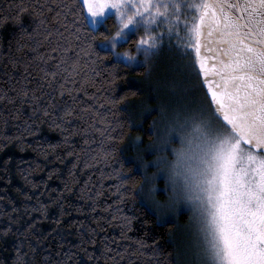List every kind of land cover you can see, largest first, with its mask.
<instances>
[{"label": "snow or ice", "instance_id": "1", "mask_svg": "<svg viewBox=\"0 0 264 264\" xmlns=\"http://www.w3.org/2000/svg\"><path fill=\"white\" fill-rule=\"evenodd\" d=\"M9 6L13 16L0 15V24L10 18L19 24L22 16L30 13L32 28L29 32L20 27L15 41V52L20 56L12 55L11 46L8 53L4 54L9 57L8 62L13 69L20 65L23 72L17 81L20 87L10 89L16 95L7 96L5 93L0 95V100L7 99L11 104L18 98L21 105L27 102L31 111V115L24 118L23 128L17 126L20 134H0L3 141L8 143L13 140L21 145L26 143L23 134L34 135L32 124L41 115L49 119L52 127L68 133L64 136L63 143L69 144V135L77 134V128L71 121L65 120V117L76 115L74 105L82 101L72 93L84 90L89 77L85 73L79 88L66 87L69 83L75 85L76 81L71 77L80 68L79 52L75 53V59L71 53L78 48L86 56L100 58V52L93 47V42L97 35L95 26L98 18L104 16L106 9H111L114 13L117 30L111 40L103 42L111 45L112 50L104 52L105 56L118 55L115 49L118 40L122 38L117 37H122L130 26L134 35H140L134 41V53L138 54L135 64L145 67L146 71L151 58L158 55L165 37L170 39L174 33L182 44V54L190 58L189 49L195 51L192 70L199 66L197 76L204 78L202 87L207 88L205 106L196 109L204 115L208 128L202 139L197 137L193 149L197 154L199 167L193 179V195L190 199L194 203L188 215L197 236L194 252L196 264H264V0H61L57 4V9L60 10L53 9L48 0H9ZM53 11V24L58 23L64 27L67 36L59 27H49L47 14ZM69 17L74 19L69 20ZM181 26L184 30L182 36ZM73 28L75 31L71 30ZM45 43L51 45L50 53L62 52L64 55L57 58L49 54L45 58L43 53L38 52ZM29 52L36 55L29 56ZM34 60L40 61L37 68L43 74L41 79L47 80L49 87L57 85L53 93L58 90L63 97L67 92L72 104L64 102L62 108H57L49 98L41 105L40 98L34 94L36 89L31 90L33 95L29 97V89L25 85L30 82L29 68ZM50 60L55 63L49 65ZM91 64V67L88 64L84 67L99 76L95 60ZM124 66L131 65L125 61ZM49 77L52 79H48ZM9 79H12L10 75ZM38 87L43 89L44 85L40 84ZM84 94L89 96L87 91ZM42 95L50 97L52 94L42 92ZM208 96L211 97V103H208ZM108 102L113 106L118 103L114 97H109ZM21 116L22 109L17 106L14 118L20 119ZM69 127H72L71 133ZM91 127L94 128V125ZM95 130L101 136L107 132L105 138L109 141L118 138L112 135L115 128L111 132L107 128ZM84 143H88L87 139ZM4 146L0 143V150ZM37 147H40L39 142ZM49 147L55 148L56 145ZM110 147L111 145L101 144L105 151ZM73 154L71 150L67 153L69 156ZM152 155L149 150L148 155L142 157L147 160V164L143 165L145 172L153 167L150 158ZM72 167L75 168L76 164L73 163ZM71 174L70 171L69 175ZM117 179L121 186L128 184L127 177ZM143 179L140 174L141 182ZM149 207L152 208L150 205ZM155 213L157 219L164 224H171L178 216L175 213L161 219L160 214ZM132 219L134 217H123L122 226L130 230ZM56 223L59 224L60 221L57 220ZM9 230L5 228L3 231L6 234ZM93 232L94 230L89 229V237H81L80 243L75 245L83 254V264H98L100 259L94 249L89 251V246L96 243ZM121 235L125 233L122 232ZM135 243L138 247L133 252L143 255L141 250L146 247L144 242L138 240ZM29 247L33 253L37 251L35 247ZM158 251V246L153 247L152 256H156ZM110 252L115 255H108ZM16 253L14 264H25L19 245ZM127 253L128 247L117 251L109 244H104L101 249V255L107 256L113 264H122ZM66 256L70 262L72 256ZM117 256L120 257L119 260L116 259ZM42 261L43 264H48L49 261L51 264H66L65 260L56 261L50 256L43 257Z\"/></svg>", "mask_w": 264, "mask_h": 264}, {"label": "trees", "instance_id": "2", "mask_svg": "<svg viewBox=\"0 0 264 264\" xmlns=\"http://www.w3.org/2000/svg\"><path fill=\"white\" fill-rule=\"evenodd\" d=\"M48 2L53 9L60 10L57 4L61 0ZM0 15L13 16L9 0H0ZM54 15L55 11L47 14L49 27H59L67 36L64 27L53 24ZM20 27L31 31L30 13H25L19 24L11 18L0 24V95L7 93V96H15L16 93L10 89L20 87L17 81L23 68L17 65L13 69L8 62L9 57L4 55L11 46L12 55L20 56L15 52ZM71 30L75 31L74 28ZM116 30L117 21L113 15L95 26L97 35L93 47L100 52L99 59L84 55L78 48L71 53L75 59V53L79 52L80 68L71 77L76 81L75 85L69 83L66 87L79 88L85 73L89 77L84 90L72 93L82 101L74 105L76 115L65 117L77 128L76 135H69L71 148L62 142L68 133L52 127L49 119L42 115L32 124L34 135L23 134L26 143L22 145L15 140L11 143L3 141L0 135V143L5 145L0 150V264H14L18 245L24 254L25 264H43L42 258L45 256L56 261L65 260L66 264H83V254L75 245L80 243L81 237H89V229L94 230L96 239L95 245L89 246V251L94 249L100 255L98 264H113L107 256L101 255L104 244H109L117 251L128 247L122 264H129V260L131 264H155L157 261L159 264H182L180 254L183 246L177 242V233L181 226L186 225L187 215L181 213L179 220L171 224L161 223L152 208L139 196L137 185L141 183V163L134 149L138 144L144 146L151 142L152 116L146 109L152 104L145 98V67L139 64L125 67V61L119 55H104V52L112 51L109 45L103 43L105 35L110 37ZM139 38L134 32L128 34L124 41L117 42L115 52L126 49L134 53V41ZM50 48L51 45L45 43L38 52L43 53L45 58L49 54L57 58L64 55L62 52L50 53ZM28 55L36 54L29 52ZM92 60H95L99 76L84 67L85 64L91 67ZM54 63V60L49 61V65ZM153 63H149L147 68ZM39 64V60H34L29 68L30 82L25 85L29 89V97L33 95L31 90L36 89L34 94L40 98L41 105L49 98L57 108H62L64 102L72 104L67 92L61 97L58 90L53 93V89H57L56 84L49 87L47 80L41 79L43 74L38 71ZM40 84L44 85L43 89L38 87ZM84 91L89 96H85ZM42 92L52 95L44 96ZM109 97H114L118 103L113 106L108 102ZM17 106L22 109L20 119L14 118ZM30 115L27 102L21 105L18 98L11 104L7 99L0 100V134H20L17 126L23 128L24 118ZM105 128L109 132L115 128L112 135L118 138L109 141L105 138L107 132L101 136L95 130ZM71 132L72 127H69ZM85 139L87 144L84 143ZM37 142L40 147H37ZM102 143L111 147L105 151L101 148ZM70 150L74 152L72 156L67 155ZM73 163L76 164L75 168L72 167ZM117 177H127L128 184L121 186ZM123 217H134L130 230L122 226ZM5 228L10 229L6 234L3 231ZM122 232L125 235L122 236ZM138 240H142L146 246L141 250L143 255L133 252L138 247L135 243ZM30 245L37 249L35 253L31 251ZM156 246L159 251L156 256H152V248ZM66 254L72 256L70 262ZM108 255L114 256L115 253L110 252Z\"/></svg>", "mask_w": 264, "mask_h": 264}, {"label": "clouds", "instance_id": "3", "mask_svg": "<svg viewBox=\"0 0 264 264\" xmlns=\"http://www.w3.org/2000/svg\"><path fill=\"white\" fill-rule=\"evenodd\" d=\"M104 39L111 40L112 37ZM118 55L121 60L134 65L138 54L125 49ZM158 114L149 148L153 153V167L145 172L143 156L141 157L140 171L144 179L137 187L140 198L154 212H158L161 219H166L180 210L189 212L193 207L194 201L190 197L193 195L194 175L199 167V160L193 149L197 137L202 139L208 128L204 115L194 107H169L160 104ZM161 180L162 184L159 183ZM161 188L164 191L163 197L157 195Z\"/></svg>", "mask_w": 264, "mask_h": 264}, {"label": "rangeland", "instance_id": "4", "mask_svg": "<svg viewBox=\"0 0 264 264\" xmlns=\"http://www.w3.org/2000/svg\"><path fill=\"white\" fill-rule=\"evenodd\" d=\"M110 15L114 16V13L111 9H106L104 16L98 18L97 25ZM183 31L181 26V36L183 35ZM132 32L134 31L130 26L129 29L125 30L122 36L123 38L118 41H124L127 35ZM181 47L182 44L174 33L170 39L165 37L162 46L159 48L158 55L153 56L149 61V63H154L152 65L150 64L146 72L143 87L146 94V101L148 100L152 104L150 108L148 107L146 109L148 114L152 116V120L150 121L152 134L155 122L159 116L158 105L165 104L169 107L186 108L205 106V92L202 88L200 77L198 78L197 76L196 68L194 71L192 70V64L194 63L193 49H189L191 52V57L189 58V56L182 54ZM150 144L151 142L144 146L138 144V147L134 149L137 157H140V163L141 157L148 155ZM143 164H147V160H143ZM148 170H151V168ZM159 183L162 184L163 181L161 180ZM157 195L164 196L162 188L157 191ZM181 213L187 215L186 225L181 226L177 233V242L180 245L182 243L183 246L180 254L181 262L182 264H196L194 255L197 242L195 226L189 219L188 212L185 210H181L174 221L179 220Z\"/></svg>", "mask_w": 264, "mask_h": 264}, {"label": "water", "instance_id": "5", "mask_svg": "<svg viewBox=\"0 0 264 264\" xmlns=\"http://www.w3.org/2000/svg\"><path fill=\"white\" fill-rule=\"evenodd\" d=\"M193 57H194V62H195V51L194 50H193ZM196 71H197V73L199 72V66L198 65L196 66ZM203 79L204 78L201 76L200 77L201 85L203 84ZM202 88H203V90H204V92L206 94L207 93V88L206 87H202ZM207 99H208L209 103H211V97L208 96Z\"/></svg>", "mask_w": 264, "mask_h": 264}]
</instances>
